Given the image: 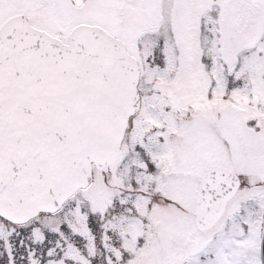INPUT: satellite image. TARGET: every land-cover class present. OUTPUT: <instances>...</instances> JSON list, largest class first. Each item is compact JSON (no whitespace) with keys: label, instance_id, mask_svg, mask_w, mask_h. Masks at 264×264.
Wrapping results in <instances>:
<instances>
[{"label":"snow or ice","instance_id":"6c2138e0","mask_svg":"<svg viewBox=\"0 0 264 264\" xmlns=\"http://www.w3.org/2000/svg\"><path fill=\"white\" fill-rule=\"evenodd\" d=\"M0 264H264V0H0Z\"/></svg>","mask_w":264,"mask_h":264}]
</instances>
